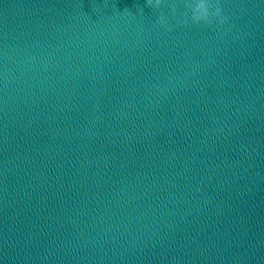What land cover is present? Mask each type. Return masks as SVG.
Here are the masks:
<instances>
[{
  "label": "water",
  "instance_id": "95a60500",
  "mask_svg": "<svg viewBox=\"0 0 264 264\" xmlns=\"http://www.w3.org/2000/svg\"><path fill=\"white\" fill-rule=\"evenodd\" d=\"M0 0V264H264V0Z\"/></svg>",
  "mask_w": 264,
  "mask_h": 264
},
{
  "label": "clouds",
  "instance_id": "9594fccd",
  "mask_svg": "<svg viewBox=\"0 0 264 264\" xmlns=\"http://www.w3.org/2000/svg\"><path fill=\"white\" fill-rule=\"evenodd\" d=\"M193 13L195 18L201 19L206 18L208 16V9L206 0H196L195 7L193 8Z\"/></svg>",
  "mask_w": 264,
  "mask_h": 264
}]
</instances>
